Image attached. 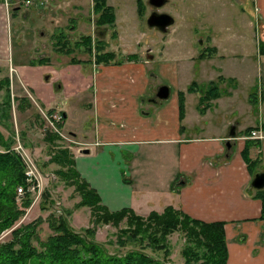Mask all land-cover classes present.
Segmentation results:
<instances>
[{
  "label": "crops",
  "instance_id": "crops-1",
  "mask_svg": "<svg viewBox=\"0 0 264 264\" xmlns=\"http://www.w3.org/2000/svg\"><path fill=\"white\" fill-rule=\"evenodd\" d=\"M43 1L38 2L42 4ZM263 1H258L260 7L259 5L254 7L259 28L258 37L256 32L254 33L257 46L251 44L245 47L244 43L238 41L240 39L238 33H235L229 45L215 42L217 38L209 36L208 41L202 45L212 48L209 55L194 48L187 49L180 59L173 58L171 64L163 66L161 63L160 67H157L159 70L163 68L183 70L185 67L195 65L199 70L206 72L210 65L215 66V74L205 79L221 75L220 93L211 98L203 110L198 108L199 92L196 89H186L190 81L185 85H177L175 81L174 90L165 83L168 85V94L161 98L155 92L162 83L157 84L153 92L151 82L147 80L154 71L147 72L145 67L149 60H160L159 56H162V62L168 61L163 56L165 54L163 46L158 48L154 44L144 49L139 48V51L131 50L138 55L116 64L110 62L91 67L92 81L85 80L82 72L73 70V66H78L75 63L65 65L70 67L73 82L81 81L77 83L76 95L89 89L92 92L88 101L89 111L85 114L83 122L86 131L81 135L84 139L78 138L72 129H69L68 133L79 142L72 148L76 170L96 188L102 203L114 210L122 205L131 206L139 214L153 208L160 210L165 204L170 203L182 208L190 216L206 220L221 218L224 220V239L227 248L225 264H264V221L259 217L261 201L255 195V187L250 184L254 172L250 173L240 152L245 138L248 140L256 138L257 142L253 140L247 152L249 156L257 159L254 162V171L264 168V97L261 89L263 85L259 88L260 103L257 102V97L251 101L252 90H248L247 95L243 94L244 100L239 101L241 99L237 89L239 80L233 73L248 68L239 65L243 62L251 61L257 65L258 61L264 66V54L260 52L264 43ZM19 7L17 4L16 9ZM257 7L262 9V13H258ZM8 32L6 18L0 11V56L5 58L8 51L5 47L9 43ZM153 39L159 40L155 36ZM248 54H252L250 59ZM19 66L20 64L17 65L18 71ZM111 66L113 68H110ZM116 66H121L122 72L130 71L126 70L129 66L141 72L139 67L144 66L142 69L144 80L134 84L128 79H118L116 70L119 68ZM4 68L6 67L2 64V70L5 72ZM48 68L50 71L45 73L46 81L51 82L49 84L51 88L45 90L46 102H43L49 108L54 102L53 92L67 91L69 85L65 77L59 80L52 72L54 68L52 70L50 65ZM127 74L129 76L131 73ZM53 76L57 79V86L53 84ZM17 80L24 86L22 76L17 75ZM130 80L133 78L130 77ZM178 89H183L184 93V114L181 118L177 116ZM146 97L149 105L144 104ZM192 102L198 112L188 105ZM54 104L64 111L63 116L70 115L66 108L62 109L63 103ZM149 106L153 109L148 111L145 107ZM219 111L225 113H218ZM239 113L257 115L247 120ZM231 125L234 128L233 133L230 130ZM249 126L260 127L262 137L242 136L241 134L245 133L244 128ZM83 147H87L88 152L82 151ZM126 152L129 154L125 155ZM262 188L264 190V186Z\"/></svg>",
  "mask_w": 264,
  "mask_h": 264
},
{
  "label": "rangeland",
  "instance_id": "rangeland-1",
  "mask_svg": "<svg viewBox=\"0 0 264 264\" xmlns=\"http://www.w3.org/2000/svg\"><path fill=\"white\" fill-rule=\"evenodd\" d=\"M1 1L2 9L0 11L2 16L6 18L7 26L9 27V43L5 47L8 50L6 58L5 56H0V65L1 67L2 64L5 65L6 68L4 70L10 77L9 87L11 93L9 99L11 100V109L9 110L11 113L8 116L9 118H5L8 119L10 129L14 132L12 135L15 138L16 134L21 141L23 140L22 142H25L24 148L32 153L33 159L38 165V171L42 175V185L49 189V196L53 199L52 208L56 211L62 210L63 207L70 209L67 212V221L74 227L79 229L80 226L85 224L90 226L93 224L95 227L93 234L96 239L102 240L111 250H124L127 245L131 246V243L117 245L116 234L119 226L127 224L126 220L122 218L117 225L109 221L104 223L102 221L93 222L88 204L77 205L75 203L79 196L74 185L68 182L65 183L60 173L55 170L57 167H62L60 162L47 159V157L52 155L56 146L62 145L64 147L66 145L72 151L73 146L75 147L79 144L73 135L68 133L69 129L74 130L78 138L82 139H84V136L81 134L86 131L83 122H85V114L89 111L88 106L90 103L88 101L92 92L89 89L82 94L76 95L77 83L81 81L73 82L69 72L70 67L65 65L75 63L79 67L73 66V70L82 72V77L85 80L92 81L91 67H97V65L102 63L110 64V62L116 64V62L127 59L125 54L133 52L135 49L139 51V48L144 49L149 45L155 44L158 48L162 46L165 48L163 56L168 61L162 62V56H159L161 57L160 60H149L147 62V67H145L147 72L150 70L154 71L153 75L148 76L147 80V82H151L150 87L152 85L153 92H155L157 84L160 85L161 83H168L171 90H174L175 84L173 83L175 81L177 85H185L186 82L194 79V85L197 87L201 86V82L207 81L205 78L215 74V66L210 65L209 70L206 72L199 70L195 65L185 67L183 70L177 68L159 70L157 67H160L161 63L163 66L168 63L171 64L173 58L180 59L187 49L202 50V45L205 41H208L209 36L212 38L216 37L215 42H223V44L229 45L235 33H238L240 38L238 41L244 43L245 47L251 44L257 46L254 33L256 32V37H258L259 28H257V15H255L256 9L254 7L259 5V0H166L159 4L157 9L168 11L169 14L173 15L174 20L164 30L148 24L145 20L151 5L148 0H143L145 9L142 14L135 8V0H107L113 4V9L116 13L113 26L94 22L96 15L90 8L91 0H44L42 4H39L38 0H32L29 5H26L24 0ZM17 4L20 6L18 9H16ZM258 7L257 10L260 14L262 9H258ZM113 29L114 34H111ZM59 32L67 37V45L72 48V52H66L58 47L55 35ZM84 33H89L93 36V39L101 37L106 40V44H103V46L108 50H114V59L110 60V62L96 63L93 59V53L87 51L83 43L74 44V41L80 39L81 34L84 35ZM154 36L159 40H154ZM133 54L134 56L138 55L137 52L136 55L135 52ZM41 56L44 57L42 58L44 61H35L36 58ZM72 56L77 61H72L70 59ZM251 57L252 54H248V58L250 59ZM117 59L120 60L117 61ZM139 63H142V61H139ZM18 64H20L19 71ZM256 64H259L258 61ZM48 65L52 67V70L54 68L51 71L59 77V80L61 77H65L69 85V90L67 91L57 90L53 92L52 98L54 102L53 105L49 106V108L51 107L50 110H48V105H44L47 93L45 90L51 88L49 86L51 82L46 81L45 74L50 71ZM61 65H64V67ZM239 65L248 66L246 69H239L233 72L235 73L234 77L239 80L237 86L241 98L239 101L244 100L243 94L247 95L248 90H252L251 92L255 90V97L258 98L257 102L260 103L261 89H263L262 97H264V66L259 64L257 67L251 61L249 63L243 62ZM8 66L10 69H8ZM143 67H139L141 70L139 72L134 70L133 66H129L126 70H130L127 72L131 74L128 76L127 72L120 70L121 66H116V68H119V70H116V77L121 80L128 79V81L136 84L144 80ZM110 68L113 67L111 66ZM5 72L1 69L0 74H5ZM16 74L22 76L23 81H25L24 86L17 80ZM260 74L262 79L259 77ZM130 77L133 80H130ZM52 81L57 86L56 83L58 82L54 76ZM261 85L263 86L259 89ZM71 87L73 89H70ZM3 92L4 89L0 87V98L3 96ZM147 100V97L144 98V104L149 105ZM59 102L63 103L62 109L66 108L68 110L67 113H70L66 117L63 116V119L61 117L58 119L53 118L50 114H61L59 113L61 110L60 106H54V103L58 105ZM188 105L194 111H197L193 102ZM145 108L148 111L153 109L152 106ZM44 113H47L50 121H52L51 123ZM218 113L224 114L225 112L219 111ZM221 114L219 116H222ZM239 115L249 120L257 114L239 113ZM54 133L58 136L56 137ZM127 154L129 152H126L125 155ZM39 201L35 202L34 205L30 202L24 208V212L18 221L21 219V221H28L36 215L44 217L48 210H38ZM146 213L145 211L142 214ZM18 221L15 223L18 224ZM37 227V233L41 238L46 232L50 231L45 218L39 221ZM8 233V228L2 229L0 231V240H5L8 237ZM167 238L169 242L167 256L176 264H186L180 253L184 242L182 231L173 229L167 234ZM34 241L37 243V238H34ZM142 243H145V241ZM142 249L152 254L155 253L148 244L142 245Z\"/></svg>",
  "mask_w": 264,
  "mask_h": 264
},
{
  "label": "trees",
  "instance_id": "trees-1",
  "mask_svg": "<svg viewBox=\"0 0 264 264\" xmlns=\"http://www.w3.org/2000/svg\"><path fill=\"white\" fill-rule=\"evenodd\" d=\"M138 12H144L143 0H135ZM17 6V5H16ZM91 10L96 17L94 22L102 25H112L116 18L113 5L107 0H92ZM13 11V10H12ZM114 34V29L111 31ZM59 48L66 52H72L67 45V37L59 32L55 35ZM76 45L83 43L87 51L93 53V59L98 62H110L115 56L114 50L104 48L106 40L101 37L93 39L89 33L81 34L80 39L74 41ZM212 48L202 47L200 53L208 54ZM264 54V43L261 50ZM134 56L133 53L125 54V58ZM43 56L35 61H44ZM118 58V57H117ZM72 61H77L73 56ZM120 59H117L119 61ZM0 65V72H1ZM222 76L218 75L201 82V86H195V80L191 79L186 86L187 90L196 89L198 95V108L203 110L211 101V98L219 95V83ZM10 77L0 74V87L4 89L0 98V231L8 228V237L0 240V264H176L167 252L169 251L167 234L173 229L181 230L184 236L180 253L186 264H225L227 257L226 239L224 231V220L201 219L190 216L188 212L170 203L165 204L160 210L150 209L146 214H139L131 206L122 205L110 209L106 207L94 186L89 184L87 179L76 170L73 152L66 145L56 146L52 155L47 159L60 162L62 167L55 170L65 180L71 183L78 192L79 199L75 202L88 204L93 222H111L114 225L123 218L126 225L117 228L116 244L126 246L124 250H111L102 240L94 236V225H83L79 229L67 221V212L70 209L62 208L56 211L52 208L53 199L49 196L47 187H43L38 199L39 210L47 209L45 216L36 215L30 220L21 221L18 219L24 212V208L31 202L30 193L22 192L18 195L16 185L26 183L24 162L16 149H13L15 138L13 130L10 129L8 119L10 116ZM251 92V91H250ZM177 105L178 118L184 114V93L178 89ZM251 101L255 99V93H250ZM202 105V106H201ZM51 108V107H50ZM50 108L48 110H50ZM50 112V111H49ZM62 117L64 111L61 112ZM9 118V117H8ZM249 127L244 131L249 132ZM7 130V131H6ZM56 135V133H54ZM58 135H56L57 137ZM244 145L240 152L247 164L250 173L255 172L256 158L248 155L250 143L257 139H244ZM255 195L261 201L259 217L264 221V190L262 187H255ZM37 201V202H38ZM45 218L50 231L46 232L43 238L38 235V223ZM18 221V224L15 222ZM92 222V223H93ZM264 225V224H263ZM37 238V243L34 241ZM145 241V243H142ZM148 244L154 254L142 249V245ZM171 260V261H170Z\"/></svg>",
  "mask_w": 264,
  "mask_h": 264
},
{
  "label": "built area",
  "instance_id": "built-area-1",
  "mask_svg": "<svg viewBox=\"0 0 264 264\" xmlns=\"http://www.w3.org/2000/svg\"><path fill=\"white\" fill-rule=\"evenodd\" d=\"M40 3L43 0H38ZM31 0H24L25 4L30 3ZM52 115L53 118H60L61 114L58 115V113H50ZM44 115L49 119L48 121L51 123L52 121H50L49 116L47 115V113H44ZM62 135H64L61 132ZM244 137H249V136H254V137H262L263 133L260 129V127L255 126L252 127L248 133L245 134H241ZM24 143L19 139V137H17V135L15 134V142L14 145L12 146L13 149H16L17 152L20 154L22 161L24 162V171L23 173H25V181L26 183L24 184H17L16 186V191L18 192V195H20L22 192L26 191L29 192L30 198H31V204H33L34 202H37L39 198V196L41 195V190L43 188L42 182V175L41 173H39V169H38V165L36 163V161H34V157L32 155V153L28 150L24 148Z\"/></svg>",
  "mask_w": 264,
  "mask_h": 264
},
{
  "label": "water",
  "instance_id": "water-1",
  "mask_svg": "<svg viewBox=\"0 0 264 264\" xmlns=\"http://www.w3.org/2000/svg\"><path fill=\"white\" fill-rule=\"evenodd\" d=\"M165 0H149L150 3H152L154 6H158L159 4H162ZM173 15L169 14L168 11H157L156 9H152L149 11V13L146 15L145 20L150 25H155L157 28H160L162 30L166 29L170 23L173 22ZM168 91V85L165 83H162L160 86H158L155 94H157L160 98L167 96ZM233 125L230 126L231 133H233L234 128H232ZM82 151H87V147H83ZM251 181L250 184H252L254 187H263L264 186V168L263 170H256L251 175Z\"/></svg>",
  "mask_w": 264,
  "mask_h": 264
},
{
  "label": "flooded vegetation",
  "instance_id": "flooded-vegetation-1",
  "mask_svg": "<svg viewBox=\"0 0 264 264\" xmlns=\"http://www.w3.org/2000/svg\"><path fill=\"white\" fill-rule=\"evenodd\" d=\"M149 1V0H148ZM166 1V0H165ZM150 3V2H149ZM152 9H156L157 11L159 10V9H157V7L156 6H154L152 3H151V5H150V10L149 11H151ZM159 11H165V10H159ZM61 112H63V111H59V113H61ZM62 114V113H61ZM261 170V169H260ZM263 170V169H262ZM261 170V171H262Z\"/></svg>",
  "mask_w": 264,
  "mask_h": 264
},
{
  "label": "bare ground",
  "instance_id": "bare-ground-1",
  "mask_svg": "<svg viewBox=\"0 0 264 264\" xmlns=\"http://www.w3.org/2000/svg\"><path fill=\"white\" fill-rule=\"evenodd\" d=\"M256 139V138H255Z\"/></svg>",
  "mask_w": 264,
  "mask_h": 264
}]
</instances>
